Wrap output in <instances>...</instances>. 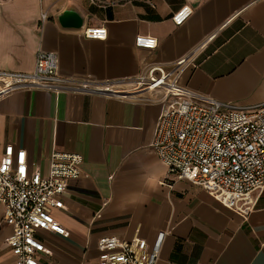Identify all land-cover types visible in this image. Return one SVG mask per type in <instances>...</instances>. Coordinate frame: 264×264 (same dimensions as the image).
Instances as JSON below:
<instances>
[{"label":"crops","instance_id":"1","mask_svg":"<svg viewBox=\"0 0 264 264\" xmlns=\"http://www.w3.org/2000/svg\"><path fill=\"white\" fill-rule=\"evenodd\" d=\"M183 6L191 13L177 24L172 16ZM70 7L81 26L58 20ZM102 25L106 38L85 35ZM137 34L157 46H137ZM39 48L57 53L62 75L84 80L134 77L189 58L182 84L241 106L264 102V0H0V70L31 72ZM104 93L31 88L0 98V142L25 150L30 168L45 171L53 150L83 156L64 207L52 210L67 233H38L47 263H92L101 236L152 245L164 231L156 264H264V188L243 212L178 178L152 147L166 101ZM2 211L0 264H13Z\"/></svg>","mask_w":264,"mask_h":264},{"label":"built area","instance_id":"2","mask_svg":"<svg viewBox=\"0 0 264 264\" xmlns=\"http://www.w3.org/2000/svg\"><path fill=\"white\" fill-rule=\"evenodd\" d=\"M190 13L183 6L172 18L180 24ZM84 33L106 38L107 29L89 26ZM135 43L153 49L158 42L150 34H137ZM188 63L189 58H181L171 66H146L134 77L84 80L62 75L57 53L39 48L31 72L0 70V98L31 88L108 95L104 91L123 85L120 89L136 96L116 98L166 101L155 124L152 147L168 172L247 212L254 193L264 188V102L241 106L182 84L179 74ZM82 163L79 153L53 150L45 171L30 168L25 150L0 142V205L2 219L11 227L7 242L15 254L13 264H48L49 251L38 233H67L52 210L64 207L62 196L69 181L82 174ZM164 234L159 232L152 245L140 236H101L98 258L88 264H156Z\"/></svg>","mask_w":264,"mask_h":264},{"label":"water","instance_id":"3","mask_svg":"<svg viewBox=\"0 0 264 264\" xmlns=\"http://www.w3.org/2000/svg\"><path fill=\"white\" fill-rule=\"evenodd\" d=\"M58 20L62 25L79 27L82 24V14L75 8H66L58 14Z\"/></svg>","mask_w":264,"mask_h":264},{"label":"bare ground","instance_id":"4","mask_svg":"<svg viewBox=\"0 0 264 264\" xmlns=\"http://www.w3.org/2000/svg\"><path fill=\"white\" fill-rule=\"evenodd\" d=\"M119 87H120V85H119ZM119 87H115L114 89L107 90L106 92L112 91L114 95H116L118 97H124V98H134L137 94L135 92H129L126 90H118Z\"/></svg>","mask_w":264,"mask_h":264}]
</instances>
